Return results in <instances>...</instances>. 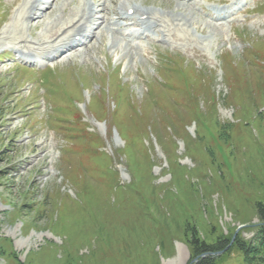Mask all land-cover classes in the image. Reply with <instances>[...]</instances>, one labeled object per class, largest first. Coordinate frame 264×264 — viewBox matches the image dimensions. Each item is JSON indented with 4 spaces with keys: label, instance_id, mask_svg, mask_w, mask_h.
<instances>
[{
    "label": "rangeland",
    "instance_id": "obj_1",
    "mask_svg": "<svg viewBox=\"0 0 264 264\" xmlns=\"http://www.w3.org/2000/svg\"><path fill=\"white\" fill-rule=\"evenodd\" d=\"M62 1L28 21L25 0H0V47L42 38ZM131 1L178 13L177 0ZM263 2L225 30L199 10L171 25L193 45L138 40L134 57L107 28L43 74L5 47L0 264H188L195 239L248 264L238 243L255 242L264 204Z\"/></svg>",
    "mask_w": 264,
    "mask_h": 264
},
{
    "label": "bare ground",
    "instance_id": "obj_2",
    "mask_svg": "<svg viewBox=\"0 0 264 264\" xmlns=\"http://www.w3.org/2000/svg\"><path fill=\"white\" fill-rule=\"evenodd\" d=\"M48 1L49 0L47 1L27 0V2L25 3L26 5L25 10L27 12L30 11V14L34 16V19L46 16L48 14V11L54 8V2L57 0H53L52 2L47 3L42 8L41 5ZM74 1H77L78 5L72 8L69 12V15L66 17L65 6H67L69 3H72ZM90 1L92 0H64L62 3L63 5L62 6L60 5L62 8L61 15L64 14V18L61 15H58L51 22L53 23L51 28L47 27L48 30H46L45 33L42 34V38H36V37L34 38L35 41L40 46L50 48L48 53L51 50H53L54 52L57 53V55L52 57L48 53H44L43 47L37 48L38 50L31 47H27V48L22 47L21 44L22 42L25 41L24 40L21 42V44L16 43L17 45H20L18 47V50L21 52L22 56L24 58H31L35 55H41L42 53L45 55H49L50 58H58L59 56H62L64 53L69 52L67 58L70 59L79 51V49L77 48L79 45L82 44L85 45V50L90 48L94 43L93 41L98 40L100 38L104 30L103 28L104 27L107 28V23L114 32H119L123 34V37L130 42L138 39H150L148 33L150 32L149 26L151 22H153L154 27L158 28L157 32L159 35L163 36L162 37L163 41L165 40L169 41L170 39L176 41L175 43L177 45L181 44L183 46H185V44L187 43L193 45L194 41H196L193 37H189L191 36L189 34L188 37L180 36L179 34L177 35L175 27L172 28L171 25H175L177 22H179L180 25L182 22L186 25L187 24L191 26L196 25V23L200 18L196 10L200 7L201 0H177L178 13L166 12L171 14L169 17L168 16L165 17L167 19H164L161 16V14L158 13L155 14L154 11L151 9L144 8L139 3L134 4L133 1L131 0H120V10L118 12L111 5L112 3L115 2V0H101V3L99 4V8L97 7L99 11L94 9V6L90 4ZM131 9L134 10V14L131 16H127V14ZM27 12L25 13V16ZM99 12L102 13L100 16L98 15ZM30 14L29 17L31 18ZM110 14L111 15L113 14V17H110ZM234 14L235 12L232 11L229 12L227 10L216 9V13L210 17L214 19L215 26L220 27V29L224 28L225 30L228 24H231L232 26V21L228 20V18ZM16 16H17L16 18L17 20L15 19V21L21 20L23 17L27 19V17L24 16L23 11H20ZM125 18H129L131 20L136 19V21L135 22L133 21L132 23H121V20ZM98 20H102V21L98 22ZM28 21H31V19H29ZM225 21L227 22L225 23ZM89 23L96 24L92 31H88L86 29ZM128 26L135 28L137 32H125L124 29H126ZM231 26H229V28H231ZM217 27H215L216 32L220 30ZM195 30L197 33H199L197 27L195 28ZM46 32H48L47 34H51V35H46ZM75 36H81L82 40H77ZM112 36H113L112 38L113 40L111 41L112 44L111 48L123 50L124 47H122V44L119 42L118 37H116L113 34ZM22 38L23 37H20L19 39ZM40 39H42L43 41L41 42ZM5 47L7 46L4 47L1 46L0 50L5 49ZM136 49L140 53H137L134 50H130L132 52L131 53L132 57L136 56V54L137 55L142 54V51H147L146 49H143L142 46H136ZM127 53L130 52L128 51ZM133 62H135V60Z\"/></svg>",
    "mask_w": 264,
    "mask_h": 264
},
{
    "label": "trees",
    "instance_id": "obj_3",
    "mask_svg": "<svg viewBox=\"0 0 264 264\" xmlns=\"http://www.w3.org/2000/svg\"><path fill=\"white\" fill-rule=\"evenodd\" d=\"M2 176H6L5 171H0V177ZM257 215L260 224L257 226L255 242L242 241L238 243V248L243 253L248 264H264V204L261 202L257 203ZM222 244H224L222 241H219L217 244H208L204 241L198 242L195 239L192 242L193 255L195 257L202 253L218 251L223 247ZM193 258L190 259L188 264H220V258L218 256L206 255L200 257L195 262H192Z\"/></svg>",
    "mask_w": 264,
    "mask_h": 264
},
{
    "label": "water",
    "instance_id": "obj_4",
    "mask_svg": "<svg viewBox=\"0 0 264 264\" xmlns=\"http://www.w3.org/2000/svg\"><path fill=\"white\" fill-rule=\"evenodd\" d=\"M218 253H219V252H206V253H202V254L196 256V257L192 260V262L197 261L200 257L206 256V255H211V254H218Z\"/></svg>",
    "mask_w": 264,
    "mask_h": 264
}]
</instances>
